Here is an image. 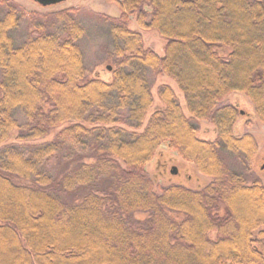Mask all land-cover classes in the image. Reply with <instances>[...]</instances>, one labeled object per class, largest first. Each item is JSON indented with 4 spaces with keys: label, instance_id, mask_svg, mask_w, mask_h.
Here are the masks:
<instances>
[{
    "label": "trees",
    "instance_id": "obj_1",
    "mask_svg": "<svg viewBox=\"0 0 264 264\" xmlns=\"http://www.w3.org/2000/svg\"><path fill=\"white\" fill-rule=\"evenodd\" d=\"M112 1L118 44L105 77L88 74L76 10L27 15L0 0V264H264V182H249L220 151L249 169L259 149L251 133L235 135L241 111L223 100L246 94L264 123V0ZM24 17L30 31L16 45L11 31ZM142 31L159 33L163 54ZM149 69L177 83L191 116L161 82V105L147 118ZM196 121L217 138L199 137ZM53 131V140L26 143ZM72 144L83 152L54 177L49 161L69 158ZM163 151L211 182L159 186L147 165ZM80 191L74 202L63 198Z\"/></svg>",
    "mask_w": 264,
    "mask_h": 264
},
{
    "label": "rangeland",
    "instance_id": "obj_2",
    "mask_svg": "<svg viewBox=\"0 0 264 264\" xmlns=\"http://www.w3.org/2000/svg\"><path fill=\"white\" fill-rule=\"evenodd\" d=\"M18 5H20L23 9V11L28 15L30 12H37L40 14L44 13H50L52 11H56L61 8L68 7V9H74L76 10V17L81 22V24L85 28V34L79 41V45L81 47V50L84 55L85 59V65L88 70V74L91 75L96 74L97 72L104 71V68L111 66L110 71L113 69L112 65L114 64V61L112 60V57L116 54V48H117V41L113 34L111 33V24L108 22L109 17L116 18L120 15V9L118 4L115 1L112 0H66L62 3L52 5V6H41L38 3L34 2L33 0H14ZM7 11L6 7L0 2V18L4 16L5 12ZM26 17V16H25ZM23 18L20 22V25L11 31V35L14 38L16 45L23 44L28 37L30 28L28 26V21L26 18ZM129 26L133 29H140L139 25L137 24L135 19H131ZM144 43L147 47H150L154 49L159 54L164 53V45L165 41L161 38L159 33L157 31H142ZM111 56V58H110ZM103 76L107 77V72H102ZM2 77V71L0 68V78ZM110 75L109 78L110 79ZM148 79L149 83L151 85V90L154 95V104L147 116L149 115L161 105V101L159 99L158 95V87L160 86L161 82L168 83L173 86L175 89V92L178 96V99L180 103L183 106L184 112L187 116H191L186 101L184 98V94L179 89L177 83L169 78L168 76L164 74L154 73L152 70H148ZM239 99L240 104L243 106V110L246 111L247 116L243 119H240L237 121L235 127H234V133L235 135H242L245 132L252 133L255 138L258 141L259 150L258 154L256 156L255 162L251 165V168L247 169L241 161H239L235 154H233L231 151L227 150L226 148H221V154L224 157V159L227 161L229 166L232 170L235 172H241L246 176L249 182L252 181V178L260 177L262 181L264 182V170L261 171L264 157V123L260 122L257 119V116L255 114V108L252 103V101L249 99V97L242 93V92H233L231 95L227 96L223 103H232L235 104V100ZM15 117L19 120V123L24 126L27 122V117L25 116L23 111H17L15 112ZM251 118V120H249ZM249 120V121H248ZM129 123L133 124V121L128 120ZM249 122V123H248ZM128 123V124H129ZM198 127V136L201 138L206 139H215L217 138V133L215 131V127L211 125L207 121H196L195 122ZM211 130H206V129ZM132 131L131 128H128V132ZM19 130H14V134L18 135ZM57 132L53 131L51 134L44 140H33L28 141L26 143H41L46 142L49 140H53L55 134ZM20 143V141H18ZM73 147L72 150L69 152L67 156L69 158H63V161H58L56 157H53L49 161V167L51 168L52 174L54 177L60 176L64 174L66 169L71 168L76 163L75 161H68L69 159L74 158L75 153H81L83 152L82 148H77L74 144H72ZM161 149L167 150V146L164 145ZM84 152H86L84 150ZM171 154H176V152H172ZM157 158V156L155 157ZM166 159L167 161L171 160ZM174 159L176 163L180 166V171L178 174L174 175L171 173V167L169 168L168 180L170 181L169 184H180L184 185L191 189H200L206 186L208 183L211 182V178L207 177L195 168V166L183 160L181 157H179L176 154V157L174 156ZM156 160V159H155ZM165 160V161H166ZM154 161V160H153ZM150 162L147 167L150 170V173H154V162ZM254 161V160H253ZM164 165V164H163ZM15 182H18L20 184H34L37 185L33 180H25L17 177H13ZM165 182L164 180H161ZM168 184V185H169ZM159 186H161L159 184ZM165 186V185H163ZM49 186L47 187V189ZM52 188V187H51ZM86 191H80L77 194L74 195H64L63 198H65L68 202H74L77 199L80 198V196L85 193ZM172 213V212H171ZM174 216L182 217V214H176L172 213ZM147 216V214L137 213V217L143 218Z\"/></svg>",
    "mask_w": 264,
    "mask_h": 264
},
{
    "label": "flooded vegetation",
    "instance_id": "obj_3",
    "mask_svg": "<svg viewBox=\"0 0 264 264\" xmlns=\"http://www.w3.org/2000/svg\"><path fill=\"white\" fill-rule=\"evenodd\" d=\"M235 102H237V103H235L238 107H239V109H240V111H241V117H240V119H243V121H244V117H246L247 116V113H246V111L245 110H243V106L240 104V102H239V99H237V100H235ZM224 104V103H223ZM226 104H230V103H226ZM249 120H251V118H249ZM248 120V121H249ZM249 123V122H248ZM206 130H211V129H206ZM245 133H250V132H245ZM252 134V133H251ZM253 135V134H252ZM255 137V136H254ZM257 140V139H256ZM258 142V141H257ZM259 146V145H258ZM259 150V149H258ZM257 154H258V152H257ZM174 154H171V153H169V152H167V153H165V151H163V152H160L158 155H157V158H154V166H155V168H154V173L153 174H151L153 177H154V179H155V182L157 183V184H160V185H168L169 183H170V181L168 180V178L167 177H169V175H168V172H169V168L171 167V173L172 174H174V175H176V174H178L179 173V171H180V166L178 165V163H176V161H175V159H174ZM257 156V155H256ZM170 157H172V159L171 160H169V161H167L166 159H170ZM176 157V156H175ZM156 159V160H155ZM166 160V161H165ZM255 160H256V157H255V159H254V162H255ZM262 160H263V162H262V164H263V166H262V168L260 169L261 171H263L264 170V157L262 158ZM164 164V165H163ZM147 169H148V171L150 172V170H149V168L147 167ZM161 180H164L165 182H163V181H161ZM170 185V184H169Z\"/></svg>",
    "mask_w": 264,
    "mask_h": 264
},
{
    "label": "water",
    "instance_id": "obj_4",
    "mask_svg": "<svg viewBox=\"0 0 264 264\" xmlns=\"http://www.w3.org/2000/svg\"><path fill=\"white\" fill-rule=\"evenodd\" d=\"M33 1L38 3L41 6L47 7V6H52V5L62 3L66 0H33ZM108 68L110 69L111 66H109Z\"/></svg>",
    "mask_w": 264,
    "mask_h": 264
}]
</instances>
